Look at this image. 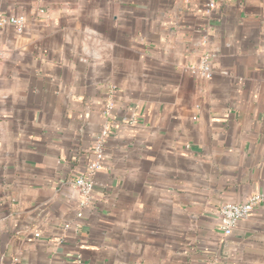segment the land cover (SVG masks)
<instances>
[{
  "label": "crops",
  "instance_id": "crops-1",
  "mask_svg": "<svg viewBox=\"0 0 264 264\" xmlns=\"http://www.w3.org/2000/svg\"><path fill=\"white\" fill-rule=\"evenodd\" d=\"M255 193L264 0H0V264H264Z\"/></svg>",
  "mask_w": 264,
  "mask_h": 264
},
{
  "label": "built area",
  "instance_id": "built-area-1",
  "mask_svg": "<svg viewBox=\"0 0 264 264\" xmlns=\"http://www.w3.org/2000/svg\"><path fill=\"white\" fill-rule=\"evenodd\" d=\"M218 0H207V11L210 13L217 5ZM2 24H13L18 27L20 31L24 29V16H13L4 18ZM200 72L206 77L212 76L210 63L208 57H205L199 67ZM109 133V127L105 124L101 135L98 138L95 146L96 159L93 161L87 170V173L79 176L75 182L74 187L79 191L81 200L79 203V216L92 202L93 192L95 187L94 176L98 169L102 167L105 151V142ZM264 201V194L255 193L251 195L245 202L235 203L228 202L219 209V227L226 236L233 233L234 227L243 219L251 216L252 212ZM39 236V233L36 234Z\"/></svg>",
  "mask_w": 264,
  "mask_h": 264
}]
</instances>
